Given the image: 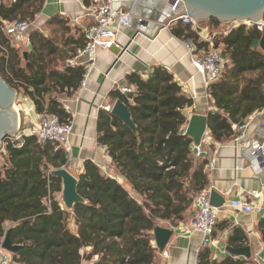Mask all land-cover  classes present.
<instances>
[{
    "label": "trees",
    "instance_id": "16d2710c",
    "mask_svg": "<svg viewBox=\"0 0 264 264\" xmlns=\"http://www.w3.org/2000/svg\"><path fill=\"white\" fill-rule=\"evenodd\" d=\"M31 1L0 0V18L31 23L38 13L25 7ZM205 23L216 34L214 48L227 59L220 79L207 88L215 109L208 113V130L214 142L223 143L236 137L234 126L264 109V53L258 46L261 29L241 25L225 35L215 19ZM172 33L208 50L187 25L178 23ZM29 42L32 50L25 60L0 31V46L4 47H0V77L32 101L38 115L45 112L69 123L71 116L59 99L74 97L85 69L65 65L73 55L60 53L38 31L31 33ZM126 82L133 94L113 91L109 97L128 107L135 132L110 112L100 110L96 134L98 145L106 149L115 171L131 190L86 161L82 173L75 176L84 203L67 211L61 203V181L52 176V171L67 168L65 150L32 137L24 138L20 147L10 140L4 142L0 246L6 234L4 224L10 223L12 244L21 246L12 255L13 264H158L159 251L153 246L158 221L177 226L185 220L194 197L208 188L207 162L193 155L192 140L182 134L186 124L182 112L193 105L192 100L161 67L152 69L147 79L133 73ZM226 226L218 223L212 237ZM256 232L264 244V213ZM245 242V233L235 228L226 239L231 248H241ZM197 264L257 263L233 256L217 261L206 247L198 253Z\"/></svg>",
    "mask_w": 264,
    "mask_h": 264
},
{
    "label": "crops",
    "instance_id": "0c3cea01",
    "mask_svg": "<svg viewBox=\"0 0 264 264\" xmlns=\"http://www.w3.org/2000/svg\"><path fill=\"white\" fill-rule=\"evenodd\" d=\"M6 1L11 3L14 0ZM95 1L32 0L25 7L28 12L35 10L38 13L30 23L27 39H30L33 31H38L45 38L52 40L60 53L73 55L72 58L65 60V65H69V61L75 59L74 67L83 66L87 59L77 58V54L85 46V30L93 24L91 10L95 6ZM113 5L131 16L130 25L121 28L117 34V42L122 48L127 47L128 51L120 56L121 52L115 49L97 51L94 67L87 77L85 87L80 86L73 98H61L59 101L71 116L72 133L69 137L71 152L68 154L66 169L71 174L77 175L82 173L83 164L91 161L106 175L131 190L126 181L115 171L106 149L98 145L96 134L99 111L113 104L109 94L113 91L120 93V90L130 88L126 82L127 76L137 73L143 79H147L152 69L156 67L165 69L182 88L185 96L192 100L193 105L182 112L186 122L193 114L208 116V110L215 111V109L214 102L204 86L202 75L193 65L183 40L172 33L176 25H170V21L179 10L173 13L169 5L158 0H113ZM139 24L144 28L141 29ZM202 26L209 33L214 32L205 23H202ZM226 28L227 25L220 26L222 32ZM14 48H17L22 55L27 52V57L32 50L30 42L28 46H14ZM18 96H20L19 101L23 102L25 108L30 111V118L36 120L38 114L32 101L21 94ZM263 120L264 109L245 120L247 127L243 132L245 139L243 142L246 144L244 146L236 143L239 137L238 126H234L236 137L223 143L214 142L207 129L205 136L209 142L204 147V154L200 159L207 162L204 167L208 178L207 189L217 192L224 198V203L238 199L250 191H256L259 194L258 202L264 207V166H259V157L252 154L249 146L250 143L261 141L263 131L259 128V124ZM209 163L213 164L212 169L208 168ZM192 215L193 207L185 220L179 224L187 223ZM258 220L259 216L239 212L222 215L218 223H226L227 226L223 231L217 230L212 237L215 242L210 248L213 259L219 261L232 256L226 250L228 247L226 239L235 228L242 230L246 235V242L241 248H250L249 259L257 264H264V244L256 232ZM12 226L10 223L4 224L6 233ZM157 226L173 228L164 221H158ZM201 241L202 236L199 233L186 237L173 234L164 251L158 253V264H197V256L202 249ZM153 246L156 248L154 244ZM234 258L248 260L242 257Z\"/></svg>",
    "mask_w": 264,
    "mask_h": 264
},
{
    "label": "built area",
    "instance_id": "2783aa9c",
    "mask_svg": "<svg viewBox=\"0 0 264 264\" xmlns=\"http://www.w3.org/2000/svg\"><path fill=\"white\" fill-rule=\"evenodd\" d=\"M162 3L169 5L171 12L175 13L180 6L179 0H158ZM91 10L93 17V24L85 30V46L77 54L78 57H85L86 63L83 65L85 69L84 78L81 82V87H85L87 77L94 67L96 53L99 50L109 51L112 49L119 52L123 49L117 42V34L121 28L128 27L131 23V16L127 13L116 9L113 5V0H96L95 6ZM139 22H141L139 20ZM181 23L190 27L194 32L200 43H206L208 50L198 49L192 42L183 40L190 59L202 75L204 86L208 88L211 84L217 82L224 70L227 59L222 55L221 51L215 49L213 46V38L215 33H209L206 28H203L202 23L196 22L189 18L187 15H179L172 18L170 25H177ZM140 28L144 26L139 24ZM241 25L258 26L262 29L263 24L252 25L242 23L227 24L224 34H228L234 28ZM30 29V23L21 20L5 21L0 18V31L8 38V43L11 47L14 46H28L29 40L26 37ZM7 43V44H8ZM1 48H4L0 46ZM69 65L74 67L76 65L75 59L69 61ZM182 89V88H181ZM122 95H129L134 93V89L124 88L120 90ZM209 96V95H208ZM106 112L111 111V107H104ZM211 112L208 110V113ZM23 119L20 120L19 130L13 139H9L12 143H17L20 147L24 138H35L39 142H52L56 143L60 148L64 149L67 154L71 152L69 137L72 133L71 123H61L55 115L42 113L38 115L36 120L30 118V111L26 108L22 110ZM207 113V114H208ZM27 125L26 128L21 129V125ZM187 122L182 128V134L185 135ZM246 123L237 127L239 137L236 141L239 146L246 145L243 141L244 130ZM259 128L263 131L261 141L250 143L252 154L259 157V166H264V120L259 124ZM208 139L204 136L200 144L195 146L191 143V151L196 158H201L204 154V147L208 145ZM213 164L209 163L208 168L212 169ZM212 190H204L198 193L192 202L193 215L187 223L179 224L171 228L173 234L176 236H190L194 233H199L202 236V248H212L215 242L212 238L213 231L224 214L232 212H239L247 215L261 216L264 213V207L258 202L259 194L256 191H250L246 195H241L238 199L231 200L224 203L221 207H214L210 202V192ZM154 244V243H153ZM0 264H13L12 256L1 249L0 246Z\"/></svg>",
    "mask_w": 264,
    "mask_h": 264
},
{
    "label": "water",
    "instance_id": "95a60500",
    "mask_svg": "<svg viewBox=\"0 0 264 264\" xmlns=\"http://www.w3.org/2000/svg\"><path fill=\"white\" fill-rule=\"evenodd\" d=\"M176 17L187 15L196 22L204 23L215 19L222 25L231 23H242L259 25L264 16V0H179ZM259 49L264 53V26L261 29V38L258 43ZM123 48L119 56L127 52ZM27 60V52L23 53ZM18 94L0 77V152L6 140L13 139L18 130L20 117L15 107ZM110 113L124 123L132 132H135L134 124L130 117L128 107L120 100L113 102ZM208 129V117L206 115L193 114L187 122L185 136L192 140L195 146L200 144ZM52 176L58 178L62 183L61 203L67 211H71L74 205L84 203L77 193V179L66 168L52 171ZM210 202L214 207H221L225 200L217 192H210ZM173 236L169 228L155 227L153 230L154 245L162 253ZM19 246L13 245L10 238V230L5 234L1 249L16 254ZM227 252L234 257L249 259L250 248L244 247L234 249L227 247Z\"/></svg>",
    "mask_w": 264,
    "mask_h": 264
},
{
    "label": "rangeland",
    "instance_id": "374dc122",
    "mask_svg": "<svg viewBox=\"0 0 264 264\" xmlns=\"http://www.w3.org/2000/svg\"><path fill=\"white\" fill-rule=\"evenodd\" d=\"M205 25H206V23H205ZM19 97L20 96H18V98H17V100L15 102V107L17 108V111H18V114H19V117H20V120H21V123H22L23 114H21V113H22V110L25 109V106H24L23 102L19 101ZM26 127H27V125H23V124L21 125V129H24ZM74 176H76V175H74Z\"/></svg>",
    "mask_w": 264,
    "mask_h": 264
},
{
    "label": "bare ground",
    "instance_id": "6f19581e",
    "mask_svg": "<svg viewBox=\"0 0 264 264\" xmlns=\"http://www.w3.org/2000/svg\"><path fill=\"white\" fill-rule=\"evenodd\" d=\"M17 109V108H16Z\"/></svg>",
    "mask_w": 264,
    "mask_h": 264
}]
</instances>
